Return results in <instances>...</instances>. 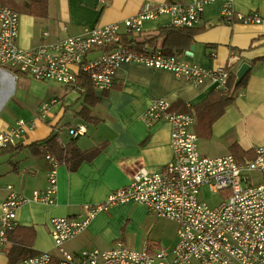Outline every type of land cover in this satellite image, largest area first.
<instances>
[{"label": "crops", "instance_id": "0c3cea01", "mask_svg": "<svg viewBox=\"0 0 264 264\" xmlns=\"http://www.w3.org/2000/svg\"><path fill=\"white\" fill-rule=\"evenodd\" d=\"M29 1L0 0L7 5V2L11 3L13 6H9L19 12L17 44L21 48L32 49L57 38L82 35L87 27L118 22L121 36L128 33L125 35L127 42L135 37L136 42H145L149 49L163 51V36L158 34L161 27L171 25L170 14L144 20L141 33L128 32L121 22L139 13L146 3H188L191 0H48L46 18L29 15ZM223 3V0H212L203 5L200 19L193 26L202 30L186 50L194 45L192 55L186 51L175 54L210 70L226 67L235 73L242 62L251 66L245 85L213 123L211 137H197L198 151L207 157L246 153L264 145V0H231L235 15L256 12L261 18L258 23L223 20ZM18 5L20 10L14 8ZM43 31L48 32L46 37H43ZM153 37L154 45H148ZM93 55L90 53L89 57ZM115 80L114 86L106 91L92 85V95L99 100L89 106L85 101V90L77 83L65 85L40 81L15 69L0 67V130L6 129L14 117L34 120L42 102L57 99L45 121L35 120L34 128L26 132L20 142L21 148L0 154V207L7 197L8 184L29 199L34 191H42L47 186L49 162L30 144L42 141L52 133H58L67 141L70 137L68 128L78 123H85L88 128L86 134L77 137L81 149L105 143L91 161L82 162L74 171L58 165L57 190L52 205L30 200L19 206L17 225L33 229L34 239L31 245L15 244L7 237L8 242L0 248V264H9L42 251L57 253L50 232L52 217L78 216L85 203L102 202L111 191L126 185L139 167L155 171L171 161L170 125L160 122L147 127L140 119L153 99H164L171 107L178 101L191 106L203 101L214 89L210 77L193 83L181 74L137 62L120 64L115 70ZM83 107L89 108L97 122L82 119L80 111ZM243 159L250 157L243 155L237 160ZM261 180L259 172L251 174L252 183ZM136 210L152 215L135 202L112 206L91 218L85 230L64 242V248L75 254L91 248H112L121 238L120 229L128 221L127 217L133 216ZM123 237L124 242L130 241V236ZM24 238L29 241L31 235Z\"/></svg>", "mask_w": 264, "mask_h": 264}, {"label": "built area", "instance_id": "2783aa9c", "mask_svg": "<svg viewBox=\"0 0 264 264\" xmlns=\"http://www.w3.org/2000/svg\"><path fill=\"white\" fill-rule=\"evenodd\" d=\"M212 0H191L188 3H146L141 11L121 23L128 32L141 33L142 22L168 13L171 25L192 27L198 23L202 7ZM227 21L236 17L241 22L261 21L256 12L235 15L231 0H223ZM19 12L0 2V67H9L40 81L76 84L84 74L100 90L116 83L115 70L124 62H137L181 74L193 83L210 77L214 88L225 90L229 70L226 67L207 69L185 61L160 48L142 50L121 43L118 22L85 28L82 35L57 38L52 42L24 49L18 46ZM43 37L48 35L43 31ZM90 53H94L89 57ZM57 99L42 102L36 118L26 121L14 117L0 130V148L23 141L35 120L45 121ZM147 127L166 122L170 125L172 159L160 170L139 167L129 182L111 191L99 203H85L78 216H54L50 220L51 236L57 253L42 251L9 264H264V145L254 149L255 156L238 161L232 154L218 157L202 156L193 130L195 117L189 112L171 109L164 99H153L140 115ZM85 123L68 128L70 137L86 134ZM43 149V148H41ZM48 182L32 197L20 195L8 184L7 197L0 207V248L8 242L7 235L17 225L16 211L30 200L52 205L57 190V160L47 151ZM259 172L260 182L252 183L251 174ZM207 186L221 199L210 205L202 198L201 188ZM127 202L143 205L150 214L164 217L176 225L177 240L173 246L149 251L144 246L136 251L121 242L107 250L91 248L75 254L64 248V242L85 230L97 213Z\"/></svg>", "mask_w": 264, "mask_h": 264}, {"label": "trees", "instance_id": "16d2710c", "mask_svg": "<svg viewBox=\"0 0 264 264\" xmlns=\"http://www.w3.org/2000/svg\"><path fill=\"white\" fill-rule=\"evenodd\" d=\"M27 13L37 18H46L48 16V0H30L27 3ZM223 20L227 21L225 17ZM230 20L239 22L236 17ZM202 28L199 27H176L173 25L161 27L159 29L158 36H163L162 49L167 54H180L185 52L192 44L194 36L200 32ZM125 35H128L125 34ZM121 36V43L131 44V47H135L138 50H142L145 42H136V38L133 37L131 41L127 42L126 36ZM155 37L149 39L148 45H154ZM229 70V69H228ZM249 73V72H248ZM248 73L243 77L240 83L232 91L233 82L235 79V73L229 70V75L226 81L225 90L214 88L211 90L203 101L198 104L186 106L184 103L178 101L171 109L179 112H189L195 117L194 132L198 138H210L212 134L213 123L224 113L225 108L234 101V96L238 90H240L246 83ZM78 86L85 90V101L87 105L92 106L98 102L97 97L92 95V83L84 75L79 74L76 79ZM82 119L88 122H97L95 118L90 115L88 107H83L80 111ZM77 137H69V140L65 141L59 136L58 133H52L48 138L30 144L31 147H35L41 152L42 155L47 151L58 162V165H64L67 170L74 171L84 161H91L105 146V143L98 144L89 149H81L77 142ZM236 147V146H234ZM21 148V144L9 145L5 148H0V154L8 153L13 150ZM43 148V149H41ZM234 152V151H233ZM243 155L248 157H254L255 152L249 151L246 153L233 154L236 159H241ZM31 235V240L26 241L25 236ZM35 232L33 229L26 227H20L16 225L11 230L7 237H9L15 244H29L31 245L34 239ZM146 247L149 251H152L155 244L147 242Z\"/></svg>", "mask_w": 264, "mask_h": 264}, {"label": "rangeland", "instance_id": "374dc122", "mask_svg": "<svg viewBox=\"0 0 264 264\" xmlns=\"http://www.w3.org/2000/svg\"><path fill=\"white\" fill-rule=\"evenodd\" d=\"M7 3L13 6L11 3ZM14 8L21 9L20 5L14 6ZM201 193L202 198L210 205L217 204L221 199L219 196L212 195L207 186L201 188ZM127 218L128 221L120 229L121 238L119 237L116 242H121L136 251H142L146 241L155 244L157 247L154 249L170 247L176 243V225L171 220L156 215H149L146 212L142 213L138 210L133 212V216H128ZM123 236H130L128 237L130 241L124 242ZM133 245H138V247Z\"/></svg>", "mask_w": 264, "mask_h": 264}, {"label": "water", "instance_id": "95a60500", "mask_svg": "<svg viewBox=\"0 0 264 264\" xmlns=\"http://www.w3.org/2000/svg\"><path fill=\"white\" fill-rule=\"evenodd\" d=\"M193 50H194V45H192V47L188 51H186L185 53L188 55H192ZM250 68H251V66L246 62H242L239 65V67L235 71V79L233 82L232 91L240 83V81L243 79V77L246 75V73L250 70Z\"/></svg>", "mask_w": 264, "mask_h": 264}]
</instances>
